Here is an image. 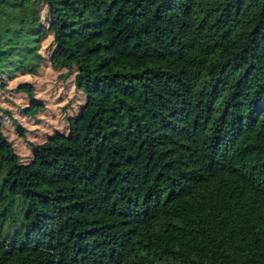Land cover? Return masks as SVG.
<instances>
[{
	"label": "trees",
	"instance_id": "1",
	"mask_svg": "<svg viewBox=\"0 0 264 264\" xmlns=\"http://www.w3.org/2000/svg\"><path fill=\"white\" fill-rule=\"evenodd\" d=\"M45 60L80 100L26 159L0 105V264H264V0H0V88Z\"/></svg>",
	"mask_w": 264,
	"mask_h": 264
},
{
	"label": "rangeland",
	"instance_id": "2",
	"mask_svg": "<svg viewBox=\"0 0 264 264\" xmlns=\"http://www.w3.org/2000/svg\"><path fill=\"white\" fill-rule=\"evenodd\" d=\"M47 43L48 39L42 42L41 51L46 49ZM44 54L47 55L46 52ZM62 71L64 70L59 67H51L45 60L33 74L16 71L7 78L6 86L0 88V105L10 109L16 120L25 128L24 136L19 138L12 128L11 121L5 118L4 132L12 140L22 159L30 155L28 142L42 141L46 134L54 129L64 130L65 114L76 109L80 100L79 92L71 86L69 76H63ZM22 80L32 84L33 96L44 106L33 115L20 111L21 107H25L29 102L27 95L15 88Z\"/></svg>",
	"mask_w": 264,
	"mask_h": 264
}]
</instances>
